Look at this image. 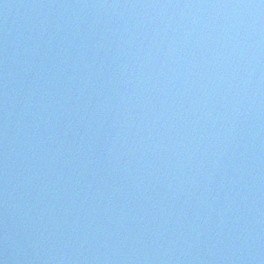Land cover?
<instances>
[{"label": "water", "instance_id": "1", "mask_svg": "<svg viewBox=\"0 0 264 264\" xmlns=\"http://www.w3.org/2000/svg\"><path fill=\"white\" fill-rule=\"evenodd\" d=\"M0 264H264V0H0Z\"/></svg>", "mask_w": 264, "mask_h": 264}]
</instances>
